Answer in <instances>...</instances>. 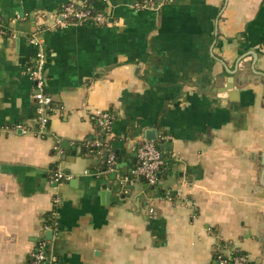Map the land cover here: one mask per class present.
<instances>
[{
    "label": "crops",
    "instance_id": "0c3cea01",
    "mask_svg": "<svg viewBox=\"0 0 264 264\" xmlns=\"http://www.w3.org/2000/svg\"><path fill=\"white\" fill-rule=\"evenodd\" d=\"M70 1L0 0V264L29 263L55 197L60 264H221L219 240L264 264V0H105L106 26L49 29ZM39 30L45 138L27 72ZM98 112L117 171L86 147ZM149 131L167 138L159 185L121 186ZM55 168L69 180L54 186Z\"/></svg>",
    "mask_w": 264,
    "mask_h": 264
},
{
    "label": "built area",
    "instance_id": "2783aa9c",
    "mask_svg": "<svg viewBox=\"0 0 264 264\" xmlns=\"http://www.w3.org/2000/svg\"><path fill=\"white\" fill-rule=\"evenodd\" d=\"M105 0H72L64 5L55 20L56 27H67L69 24L78 26H106L109 21L107 16L99 11L95 4ZM168 0H142L136 4L139 10H158L164 2ZM29 42L39 48L36 59L27 68V72L34 89L32 98L36 103V135L45 138L48 133V127L53 113V99L47 92L46 79V65L47 54L44 49L45 40L43 31L32 34ZM97 119V126L106 138L111 136L114 126V117L110 112H98L95 115ZM27 133V130L23 131ZM167 138L160 136L156 140H145L139 146L137 151V165L132 170L129 177H118L121 186L130 181L131 178H138L143 180L149 187H157L160 183L159 174L164 166V154L158 148V144L165 142ZM104 142L100 140H93L86 142V145L91 150H98L100 156L105 155ZM107 165L109 169L117 165L116 156L114 153L108 152ZM69 180V177L61 168H56L51 176V183L59 185L60 183ZM171 198V196H169ZM60 199L55 197L53 199V209L47 216L44 233H52L53 237L59 232L60 221L58 213V205ZM215 253L217 259L221 264H249L247 255L239 250L231 248L227 241L219 240L215 246ZM28 264H60L59 259L52 252L51 241L42 237L35 245L31 258Z\"/></svg>",
    "mask_w": 264,
    "mask_h": 264
},
{
    "label": "trees",
    "instance_id": "16d2710c",
    "mask_svg": "<svg viewBox=\"0 0 264 264\" xmlns=\"http://www.w3.org/2000/svg\"><path fill=\"white\" fill-rule=\"evenodd\" d=\"M93 140H100V141H103V142H104L103 144H104V150H105V153L108 154V155H109L108 152H110V153H114L115 156H116V162H117V163H120V162H121V160H122V156H121L120 153L117 151V148L114 147V141H113V140L108 141L107 138H106L103 134H101L99 128H97V135H96V137L93 138V139H89L88 141H93ZM88 141H87V142H88ZM86 147H87L88 153H90L91 156L96 157V158H98L99 160L103 161V158H104L105 155L100 156V155L98 154V150H93V149L91 150L90 148H88L87 145H86ZM158 148H159V149L163 152V154H164V147H163V145H162V144H158ZM103 162H104V164H106L107 168L109 169V167H108V165H107V161H103ZM164 165H165V164H164ZM165 168H166V167H165ZM165 168H164V166H163V168H162L161 171H160V174H159V178H160V180L162 179V176H163L162 172H163V170H164ZM55 169H56V168H55ZM249 264H250V263H249Z\"/></svg>",
    "mask_w": 264,
    "mask_h": 264
},
{
    "label": "water",
    "instance_id": "95a60500",
    "mask_svg": "<svg viewBox=\"0 0 264 264\" xmlns=\"http://www.w3.org/2000/svg\"><path fill=\"white\" fill-rule=\"evenodd\" d=\"M155 139H156L155 132H153V131L147 132V140H155ZM140 145H142V143ZM61 146L64 150H66L67 155H72V156L76 155V148L71 146V144L69 142H62ZM107 159H108V154H105L103 161H107ZM104 167H106V164H104ZM118 168H119V166H115L113 168V170L117 171ZM67 175H70V172H67ZM52 238H53V234L49 232L47 234V239H49L51 241Z\"/></svg>",
    "mask_w": 264,
    "mask_h": 264
}]
</instances>
